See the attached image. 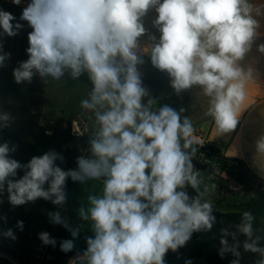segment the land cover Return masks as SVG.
I'll use <instances>...</instances> for the list:
<instances>
[{
	"label": "clouds",
	"instance_id": "obj_1",
	"mask_svg": "<svg viewBox=\"0 0 264 264\" xmlns=\"http://www.w3.org/2000/svg\"><path fill=\"white\" fill-rule=\"evenodd\" d=\"M11 2L19 6L22 0ZM150 13L158 36L145 26ZM260 16L264 4L253 0H28L19 17L32 29L28 59L13 70L15 82L86 75L92 87L80 106L95 132L89 154L77 157V167L69 170L58 166L63 156L55 151L21 164L11 155L16 146L0 143V195L6 191L13 207L38 199L63 206L69 178L80 184L102 181L101 193L88 195V206L78 209L93 234L69 264H165L170 250L185 246L194 232L210 231L216 217L206 198L209 188L201 190L204 181L193 164V123L182 115L184 108L156 107L143 85V57L169 77L177 95L199 88L217 131L233 133L254 71L241 62L262 36ZM14 21L0 9L3 35L14 37L22 29ZM256 50L264 54V43ZM9 57L0 46V67ZM11 119L0 112V128ZM254 152L264 158V134L254 141ZM18 170L24 172L19 178ZM49 217L70 231L73 239L63 240L60 250L72 251L79 228H71L59 211ZM254 221L245 211L234 232L221 229L219 255L235 257L230 264H240L241 247L258 255L255 264H264V237L256 234ZM17 227L22 230L23 221ZM3 235L15 239L12 229ZM39 239L56 244L47 232Z\"/></svg>",
	"mask_w": 264,
	"mask_h": 264
},
{
	"label": "rangeland",
	"instance_id": "obj_2",
	"mask_svg": "<svg viewBox=\"0 0 264 264\" xmlns=\"http://www.w3.org/2000/svg\"><path fill=\"white\" fill-rule=\"evenodd\" d=\"M15 17L16 21L13 23L23 24L16 36L8 37L0 30L2 52L10 54L4 66L0 67V112L9 113L12 117L7 127L0 128V143L7 142L10 146H16V151L11 155L21 164L30 161L33 156L55 151L63 156V162L59 160L56 162L58 166L64 170L75 169L77 157L89 154L87 152L89 136L92 128L95 127L94 122L88 119V114L80 106L81 101L87 98L90 89L79 80H75L77 86L62 85L68 77L67 74L58 81L50 77L42 80L36 76L31 83L17 84L13 77V70L21 61L28 59L26 52L29 46L28 33L32 29L27 22L20 21L18 16ZM51 89L54 91L53 94L49 92ZM74 121L79 122L88 132L81 137H72L68 127ZM212 155L219 157L214 151ZM216 162L219 163V167L213 166ZM193 164L204 181L201 190L204 185H207L209 192L206 195L216 191L218 195L216 201L220 203L221 193H226L229 187L228 179L221 175L219 168L226 167L230 171L234 168V172L229 173L238 179L237 166L228 167L227 163L223 165L220 159L214 158L210 163H205L199 159L197 151L193 157ZM23 174V170H18L17 178ZM72 183L73 181L69 178L66 182V193ZM190 190L193 191V196L197 194L190 187L187 188L188 194ZM253 197H256L255 193L252 194ZM263 198V195L258 192L259 203L262 204ZM0 201H2L0 202V254L5 255L6 258H15L18 264H42L49 245L42 243L39 234L47 232L50 238L54 237L58 224L51 222L49 213L59 211L63 216L65 204L57 206L50 201L38 199L34 203L13 207L8 202L6 191L0 195ZM262 217L264 218V210ZM17 221H23L22 230L17 227ZM8 229H12L15 239L3 235ZM221 229L235 231L233 227H225L216 220L210 231L194 232L186 245L174 253H180L186 260H195L196 264H230L235 257L226 254L222 258L219 255ZM256 234L264 237V227L256 229ZM238 239L242 242L245 237L239 235ZM229 242H232L230 237ZM261 244L264 245V239L261 240ZM240 252V264H255L259 258L257 254L245 252L242 247Z\"/></svg>",
	"mask_w": 264,
	"mask_h": 264
},
{
	"label": "crops",
	"instance_id": "obj_3",
	"mask_svg": "<svg viewBox=\"0 0 264 264\" xmlns=\"http://www.w3.org/2000/svg\"><path fill=\"white\" fill-rule=\"evenodd\" d=\"M253 2L257 5L264 4V0H253ZM27 3L28 0H22L21 5L17 6L11 0H0V9L20 17L22 9ZM153 16L154 13H150L145 18V26L151 34L158 36L159 34L151 26ZM257 18L261 23L260 32L262 36L253 45V50L241 62L246 69L251 67L254 71L252 81L246 86L247 100L240 114V124L233 133L221 134L217 131L212 118L205 115L208 109V98L203 95L199 88L186 90L177 95L170 86L169 77L154 68L146 55L143 57L145 63L140 66L143 73V85L150 91L152 98L157 101L156 107L168 105L177 111L184 108L185 112L182 115L189 117L194 129L206 131L208 147L214 150L227 163L228 167L236 165L237 174L241 171V178H227L229 188L226 193H221L220 203L216 201L218 196L216 191H211L210 195H206V198L213 204L216 219L234 229L235 225L240 222L242 213L248 211L236 209L234 204L248 202L253 193L256 196L259 192L264 197V158L256 157L254 152V141L261 134H264V54L256 50V45L264 43V16ZM146 41L147 36L142 38V42ZM69 84L77 86V82L68 75L62 85ZM87 87L90 89L88 85ZM49 92L53 94L54 91L51 89ZM101 190L102 181H89L86 184L73 182L69 188L64 214L71 228H79L80 234L92 236L93 233L90 222L80 219L78 209L81 206H88V195L100 194ZM189 195L193 196V191L190 190ZM261 201L264 210V198ZM252 214L255 217L254 229L264 227V218ZM188 262L196 264L195 260L182 258L180 253L175 254L169 251L165 256V264H188Z\"/></svg>",
	"mask_w": 264,
	"mask_h": 264
},
{
	"label": "trees",
	"instance_id": "obj_4",
	"mask_svg": "<svg viewBox=\"0 0 264 264\" xmlns=\"http://www.w3.org/2000/svg\"><path fill=\"white\" fill-rule=\"evenodd\" d=\"M78 80L87 84L91 89L92 85L89 82V80L87 79L86 75L81 76ZM223 170H225L227 172V174L229 173L228 169L226 167H224ZM241 174H242L241 171L237 174L238 179L241 178ZM228 176L233 178L232 174H228ZM259 201L260 200L258 199V195H256V197L251 198L246 203L234 204V208L240 209V210L241 209L242 210H248V211L262 217L263 216L262 204L259 203ZM62 217L66 220L65 214H63ZM216 220L219 221L218 219H216ZM219 222L223 226L231 228V226L226 225L221 221H219ZM87 237H90V236H86V235L79 233L77 238H75V240H74L73 250L68 252V253H64L60 250V243L65 239H73V238H72L71 233L68 229H66L62 225H58L56 230H55L54 237H53V239H55V241H56V244H55V246H52V245L48 246V248L44 254L42 264H69V260L71 257L76 256L78 253H82L87 248V244H86V238ZM14 259L15 258H13V260ZM0 263L11 264L7 258H2V257H0Z\"/></svg>",
	"mask_w": 264,
	"mask_h": 264
},
{
	"label": "built area",
	"instance_id": "obj_5",
	"mask_svg": "<svg viewBox=\"0 0 264 264\" xmlns=\"http://www.w3.org/2000/svg\"><path fill=\"white\" fill-rule=\"evenodd\" d=\"M68 130H69V134L72 137H81L85 133L88 132L87 129L83 127L81 124H79V122L77 121L70 123ZM94 132H95V127L92 128L91 135H93ZM193 139H194L193 147L198 152V157L200 160L204 161L205 163H210L213 158L215 160L220 159L221 163L224 165L225 162L220 157H216L213 155L211 156V153L214 150L208 147L206 143V131H204L203 129H195L194 134H193ZM213 166L219 167V163L216 162L213 164ZM223 168L222 167L219 168L221 175L225 178H228L229 177L228 174L230 173L227 174V172L223 170ZM228 172L233 173L234 172L233 168H231V171L228 169ZM229 178H232V177H229Z\"/></svg>",
	"mask_w": 264,
	"mask_h": 264
},
{
	"label": "water",
	"instance_id": "obj_6",
	"mask_svg": "<svg viewBox=\"0 0 264 264\" xmlns=\"http://www.w3.org/2000/svg\"><path fill=\"white\" fill-rule=\"evenodd\" d=\"M1 255V254H0ZM1 257L6 258L5 255H1ZM11 264H18L15 260L7 258Z\"/></svg>",
	"mask_w": 264,
	"mask_h": 264
}]
</instances>
